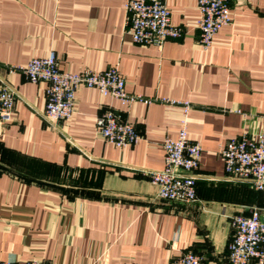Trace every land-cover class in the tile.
<instances>
[{"label": "crops", "instance_id": "crops-1", "mask_svg": "<svg viewBox=\"0 0 264 264\" xmlns=\"http://www.w3.org/2000/svg\"><path fill=\"white\" fill-rule=\"evenodd\" d=\"M125 1L0 0V61L55 50L63 69L114 65L130 92L189 98L190 136L203 147L197 198H162L149 174L164 166L180 105L126 104L81 85L72 116L50 120L47 81L4 67L15 104L0 116V260L163 264L193 250L206 264H227L232 216L255 207L264 216V190L229 177L220 154L231 137L264 129V0H231L232 22L209 48L196 28L198 0H165L185 32L162 48L126 32ZM107 110L133 122L138 140H106L97 117Z\"/></svg>", "mask_w": 264, "mask_h": 264}, {"label": "built area", "instance_id": "built-area-1", "mask_svg": "<svg viewBox=\"0 0 264 264\" xmlns=\"http://www.w3.org/2000/svg\"><path fill=\"white\" fill-rule=\"evenodd\" d=\"M200 15L196 22L200 41L209 48L214 36L223 26L232 22L231 0H198ZM126 32L138 43H154L160 48L169 38H179L184 28L172 20L165 0H126ZM11 72L22 71L32 81H47L45 116L50 120L66 119L75 111L76 94L81 85L98 88L104 95H112L123 103L159 100L180 105V126L176 136L163 141L164 166L149 171L151 181L158 187V195L168 200L191 202L197 198V168L202 156V144L190 136L189 98L146 96L130 92L126 78L118 66L101 70L63 69L55 50L47 55L31 57L25 63L4 65L0 61V116L10 118L15 104V91L1 76L3 68ZM103 137L117 146L138 140L135 124L114 110L97 117ZM229 177L250 180L257 189L264 190V129L257 136L231 137L220 149ZM233 235L228 243L227 264H264V221L262 211L255 207L249 214L232 216ZM0 264H18L15 259L0 260ZM26 264H54L41 258H32ZM163 264H206L204 256L193 250L181 253Z\"/></svg>", "mask_w": 264, "mask_h": 264}, {"label": "water", "instance_id": "water-1", "mask_svg": "<svg viewBox=\"0 0 264 264\" xmlns=\"http://www.w3.org/2000/svg\"><path fill=\"white\" fill-rule=\"evenodd\" d=\"M263 221H264V216L262 217Z\"/></svg>", "mask_w": 264, "mask_h": 264}]
</instances>
